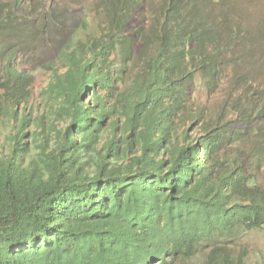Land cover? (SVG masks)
I'll use <instances>...</instances> for the list:
<instances>
[{"label": "trees", "instance_id": "obj_1", "mask_svg": "<svg viewBox=\"0 0 264 264\" xmlns=\"http://www.w3.org/2000/svg\"><path fill=\"white\" fill-rule=\"evenodd\" d=\"M30 5L0 0V264H248L242 238L264 232V19L195 41L167 4L132 67L109 8L111 29L59 53L26 112ZM196 75L209 94L228 76L216 112L194 104Z\"/></svg>", "mask_w": 264, "mask_h": 264}, {"label": "rangeland", "instance_id": "obj_2", "mask_svg": "<svg viewBox=\"0 0 264 264\" xmlns=\"http://www.w3.org/2000/svg\"><path fill=\"white\" fill-rule=\"evenodd\" d=\"M31 5L26 10L25 18L36 35L29 47L15 58L17 68L32 74V100L26 112L42 107L41 93L49 82L51 68L61 69L58 55L78 42L100 36L111 29L107 9L123 7L121 31L124 36L123 56L132 60L134 67L143 55L142 42L155 29L162 11L167 4L172 8L174 29L182 35H195V41L205 39L212 42L221 39L231 30L235 22L264 19V0H29ZM45 8V13L55 21H47L43 26L38 12ZM34 25H32L35 22ZM192 22L195 27H189ZM108 29V30H107ZM107 30V31H106ZM198 34H201L198 36ZM251 35V34H250ZM134 38V39H133ZM192 40V37H190ZM13 50L7 55L13 54ZM263 53V52H262ZM264 70V53L259 56ZM223 74V73H222ZM255 84L264 87V73L255 74ZM228 76L222 77L218 91L209 94L202 86L199 75L195 76L191 86L194 104H201L211 113L216 112L221 102L229 93ZM22 109V107H21ZM12 122H0V147L6 145ZM264 187V170L256 181ZM247 249L248 264H264V232L254 231L242 238ZM199 259L193 261L197 263Z\"/></svg>", "mask_w": 264, "mask_h": 264}]
</instances>
